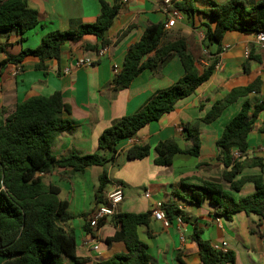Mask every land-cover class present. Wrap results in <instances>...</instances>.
I'll return each mask as SVG.
<instances>
[{"label": "trees", "instance_id": "16d2710c", "mask_svg": "<svg viewBox=\"0 0 264 264\" xmlns=\"http://www.w3.org/2000/svg\"><path fill=\"white\" fill-rule=\"evenodd\" d=\"M100 12L95 22L80 25L72 31H51L46 33L40 44L33 49H22L16 56L7 55L0 63L21 68L27 57L38 60L36 69L44 70V61H58L61 46L67 41L77 42L85 35H92L99 45H84L87 51L98 52L108 45L106 32L111 28L119 13V6H110L104 0H97ZM194 0H173L172 7L182 15L199 13L213 22L205 26L202 39L198 43L193 33L173 41L162 43L165 36V24L148 25L139 40L130 45L122 62L118 75L114 76L113 89L120 91L143 71L154 70L170 55L175 54L183 69V76L165 90L155 93L138 111L114 121L97 138V150L109 152L102 154L80 155L71 152L59 159L52 154L56 137L69 130L72 122L63 117L70 109L56 91L48 96H35L14 106L11 112L2 111L0 115V256L9 259L1 264H60L61 257L75 259V237L68 227L73 220L67 200H60L58 187L45 184L44 178L55 170H61V177L71 178L75 173H84L91 167L103 168L98 176V185L94 191V206L104 202V192L109 184L105 166L114 163L119 156V143L137 135L151 122L158 121L163 115L171 113L175 104L192 96L205 84L215 70L217 60L208 58L206 66H200L205 59L203 42L217 45L216 53L221 51L223 37L228 32L253 35L264 32V0L249 3L246 0H230L219 6H210L202 11L196 10ZM160 4V1H159ZM35 10L27 5V0H0V35L16 34L22 36L38 25ZM117 35V41L128 30ZM249 56L243 64L248 74V62L260 63L263 55L255 54V45L249 44ZM257 49V47H256ZM0 51L3 50L0 48ZM153 56L144 60L145 56ZM262 54V53H261ZM260 80L257 78L247 86L232 89L225 98L215 101L200 119L182 126L186 145L180 147L175 138L159 141L153 149L147 144L133 145L124 154L127 160H143L151 152L155 157L154 166H171L176 155L197 157L200 141L199 129L217 120L222 112L240 98H244L240 110L225 125L215 142L216 159L223 169L220 182L200 180V184L181 182L183 192L179 195L184 201L200 205L208 200L214 214L225 220H231L237 213L255 217L257 226L264 222V154L262 157H247V137L254 123L263 113V122L257 129L264 134V100L250 101L251 92L258 93ZM233 150L240 153V160L233 159ZM245 168H259L260 173L244 176ZM253 185V192L236 198L245 184ZM94 207V208H95ZM163 211L169 220L183 214L174 203L164 202ZM151 212L130 213L120 211L110 219L116 228L114 234L105 240L122 242L126 253L117 254L98 264H149L147 246L139 238L138 230L148 228ZM102 223L98 225L101 226ZM97 227V228H98ZM85 230L89 227L85 224ZM191 240L195 244L202 264H234L232 252L218 251L201 237V230L194 228Z\"/></svg>", "mask_w": 264, "mask_h": 264}, {"label": "crops", "instance_id": "0c3cea01", "mask_svg": "<svg viewBox=\"0 0 264 264\" xmlns=\"http://www.w3.org/2000/svg\"><path fill=\"white\" fill-rule=\"evenodd\" d=\"M110 6H119L120 10L115 17L111 28L106 32L108 41L107 52L97 57L96 52L83 49L84 45H99V41L92 35H85L77 42L67 41L62 44L59 60L46 59L45 69H36L38 60L27 57L21 68L13 65H3L0 68V115L4 110L11 112L14 106L35 96H48L58 91L63 102L68 105L70 113L63 115L72 122V127L60 133L52 146V154L59 159L71 152L80 155L95 153L97 138L114 121L123 116L138 111L155 93L170 87L183 76V69L175 54L170 55L154 70H143L126 89H113V64L122 66L123 58L130 45L137 42L144 29L150 24L166 23L167 17L162 11L159 0H104ZM230 0H194V8L202 11L210 6H219ZM249 3L259 0H246ZM30 9L35 10L38 16V25L22 36L16 34L0 35V63L7 55L16 56L22 49L36 48L42 37L51 31H72L80 25L92 24L100 12L97 0H27ZM212 26L213 22L199 13L191 16L183 15L174 27L165 29L162 43L185 37L191 33L200 43L199 34L203 36L205 26ZM131 27L127 34L117 41V35L122 30ZM254 45L253 35H244L237 32H228L221 43V51L216 53L217 45L208 41L203 43L202 50L208 55L201 62L203 66L209 63L207 58H215L217 63L213 75L195 93L175 104L174 110L163 115L158 121L151 122L140 130L131 140L118 145L120 154L133 145L150 146L151 149L159 141L175 138L180 147L186 145L182 126L192 123L210 109L215 101L222 100L232 90L247 86L255 79L260 80L258 93L251 92L246 99L250 101L264 100V58L258 63L248 62V74L244 72L243 64L246 61L244 52L246 46ZM255 54L262 55L255 47ZM153 53L145 56L144 60L152 57ZM264 57V56H263ZM88 59L92 64L76 67L75 61ZM221 66L222 69L217 68ZM69 72L65 73V70ZM17 70V71H16ZM245 99L240 98L222 112L213 123L202 125L199 129L200 149L198 163L194 166L181 165L176 169L154 166V153L143 160H127V175L120 178H111L108 172L109 184L104 197L119 184L123 188L124 200L120 204V211L142 213L151 210L154 202H168L183 214L182 223L171 221L169 228L150 218L148 228L138 230L139 238L147 246L149 264H202L198 250L190 238L194 228L201 230V237L213 247L226 244V249L235 256L234 264H264V222L257 226L255 217H248L244 213H237L231 220H225L214 214L213 207L208 200L200 205L184 201L179 195L183 192L181 182L185 184H200V180L220 182L222 165L216 159L215 142L221 135L225 125L238 113ZM263 122V113L254 123L253 130L247 137V157H262L260 150L264 149V134L257 129ZM235 150H233V153ZM119 154V155H120ZM186 155H176L184 158ZM173 158V161H174ZM99 168L98 176L103 168ZM61 170H55L44 178L47 185L52 184L51 177L58 182L70 181L61 177ZM85 173V172H84ZM259 168H245L242 175L259 174ZM83 174V173H80ZM123 181L127 186L142 185L150 198L137 199L132 195H125ZM253 185L245 184L236 198L251 194ZM59 193V195H60ZM59 197V196H58ZM60 199V198H59ZM69 212L73 220L68 227L75 237V259L61 257L60 264H98L117 254H125V245L122 242H110L116 228L110 220L96 229L85 230L86 217L90 212L70 211L71 202L68 199ZM89 227V226H88ZM97 247L96 250L93 247Z\"/></svg>", "mask_w": 264, "mask_h": 264}, {"label": "built area", "instance_id": "2783aa9c", "mask_svg": "<svg viewBox=\"0 0 264 264\" xmlns=\"http://www.w3.org/2000/svg\"><path fill=\"white\" fill-rule=\"evenodd\" d=\"M127 0H123V2H126ZM160 1V7L162 11L165 13L167 20L165 23V29H170L175 26L177 21L181 20L183 15L178 10L174 9L172 7V1L173 0H159ZM202 37V35H200ZM254 45L257 47V49L262 53L264 56V32H260L254 36ZM107 52V47L100 48L98 52L96 53L97 57L103 56ZM203 54L206 55V50H203ZM245 58L247 59L249 56V47L246 46L245 52H244ZM92 64V61L88 59H81L75 61L76 67H84L89 66ZM17 68V67H16ZM18 69V68H17ZM121 67H119L117 64H113L112 66V73L114 76L118 75L120 72ZM218 70H221L222 67L219 66L217 68ZM17 71V70H16ZM69 72V69L65 70V73ZM133 139V138H131ZM129 139V140H131ZM262 154H264V149L260 150ZM240 153L235 151L233 153V159L235 161L241 159ZM144 197L146 199L150 198L149 193H145ZM124 200V193L123 188L121 185L116 184L113 186L112 190L109 191L106 196L104 197V202L97 207H95L89 215L86 217V223L89 226L90 229H96L100 223L104 224L108 220L115 217L120 212V204ZM163 202L157 201L154 202L151 206V218L155 221L159 222L163 228H169L171 225V220H169L163 211ZM176 223L181 224L182 219L180 217L175 218ZM264 240V235L262 237ZM214 249L222 252H226V244H222V246H214ZM94 250L97 249V247H93Z\"/></svg>", "mask_w": 264, "mask_h": 264}, {"label": "rangeland", "instance_id": "374dc122", "mask_svg": "<svg viewBox=\"0 0 264 264\" xmlns=\"http://www.w3.org/2000/svg\"><path fill=\"white\" fill-rule=\"evenodd\" d=\"M199 39L201 36L199 34ZM205 43V41L203 42ZM205 55V54H204ZM208 56L207 54L205 55ZM208 59V58H207ZM202 66V64H200ZM95 153L109 156L107 151H99L95 149ZM198 158L185 156L183 159L175 157L171 169H176L181 165L194 166L198 163ZM127 159L125 154H120L114 163H108L106 169L110 170L111 178H120L122 175H127ZM99 168H88L85 173H77L76 176L70 181L58 182L55 178L51 177V182L57 184L61 193L59 195L60 199H68L71 202L70 211L80 214L81 212H90L94 204V191L98 185V172ZM47 180L45 181V184ZM125 195H132L137 199L143 198L145 189L142 185L127 186V182L123 181Z\"/></svg>", "mask_w": 264, "mask_h": 264}, {"label": "water", "instance_id": "95a60500", "mask_svg": "<svg viewBox=\"0 0 264 264\" xmlns=\"http://www.w3.org/2000/svg\"><path fill=\"white\" fill-rule=\"evenodd\" d=\"M9 258L8 257H3V256H0V264L6 260H8Z\"/></svg>", "mask_w": 264, "mask_h": 264}]
</instances>
